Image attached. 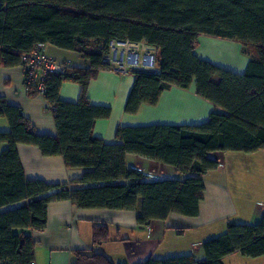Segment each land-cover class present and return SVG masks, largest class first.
I'll list each match as a JSON object with an SVG mask.
<instances>
[{"label": "trees", "instance_id": "1", "mask_svg": "<svg viewBox=\"0 0 264 264\" xmlns=\"http://www.w3.org/2000/svg\"><path fill=\"white\" fill-rule=\"evenodd\" d=\"M0 67L23 65L37 44L76 52L88 69L66 66L45 77L43 97L52 113L56 136H39L21 110L0 98V264L34 263L30 233L46 226L47 205L68 200L79 209L135 210L137 224L170 215L196 217L205 190L202 176L218 167L216 152L264 151V0H0ZM200 36L234 41L249 54L242 75L194 55ZM112 41L144 42L156 49L154 72L132 71L134 82L124 111L154 106L175 86L210 102L215 111L196 126L118 127L119 144L94 138L95 121L110 110L92 106L89 82L107 70L102 56ZM92 42V44H91ZM80 86L76 103L59 100L62 83ZM27 95L37 94L33 86ZM221 110L222 112L216 111ZM37 147L45 157H62L67 168L86 169L66 185L26 180L16 146ZM137 155L175 168L183 179L150 181L125 167ZM108 241V229H92V247ZM204 260L192 255L149 257L137 264H221L233 253L264 256V214L254 225L229 222L224 234L202 243ZM71 264H114L102 254L77 251Z\"/></svg>", "mask_w": 264, "mask_h": 264}, {"label": "crops", "instance_id": "2", "mask_svg": "<svg viewBox=\"0 0 264 264\" xmlns=\"http://www.w3.org/2000/svg\"><path fill=\"white\" fill-rule=\"evenodd\" d=\"M44 52L53 59L68 62L71 67L89 68L88 62L76 52L50 45L44 46ZM194 55L236 75L244 73L249 61V54L239 43L205 36L198 38ZM131 73L119 75L102 70L88 84L90 104L110 110L108 118L95 121L92 131L94 138L107 145L119 144L115 139L118 127L196 126L205 123L215 111L210 102L196 94L193 84L188 89L171 86L161 93L156 105L142 104L135 114H127L124 108L134 82ZM23 77L21 66L0 67V98L9 106L19 108L37 135L55 137L56 129L47 101L42 95L29 97ZM79 95L80 86L76 83L65 82L59 88L58 97L63 102L76 103ZM8 130L7 120L0 118V132ZM2 148L0 145V152ZM16 151L26 180L66 185L80 179L86 170L67 168L62 157H45L35 146L19 144ZM209 157L217 161L218 167L202 176L205 190L196 217L173 214L164 221L154 220L141 226L136 221L140 202L130 211L85 210L68 200L51 202L47 205L45 229L30 233L34 242V264H71L77 251L102 254L114 264H137L149 257L164 259L183 255L204 260L202 243L224 234L229 222L254 225L264 214V187L259 188L258 196H241L239 191L233 193L229 187L236 177V173H231L233 164L235 167L249 165L264 183V151L250 154L216 152ZM124 163L126 168L137 170L150 181L186 177L171 166L137 155H126ZM95 226L108 229V241L92 247ZM262 257L249 260L233 253L222 259L221 264H255L252 261Z\"/></svg>", "mask_w": 264, "mask_h": 264}, {"label": "built area", "instance_id": "3", "mask_svg": "<svg viewBox=\"0 0 264 264\" xmlns=\"http://www.w3.org/2000/svg\"><path fill=\"white\" fill-rule=\"evenodd\" d=\"M44 44L22 57L23 83L25 88L33 86L38 95H44L45 77L49 73L62 72L68 62L51 58L44 52ZM102 64L115 74L125 75L132 71L154 72L156 49L144 42L112 41L102 56ZM34 264V263H32Z\"/></svg>", "mask_w": 264, "mask_h": 264}, {"label": "rangeland", "instance_id": "4", "mask_svg": "<svg viewBox=\"0 0 264 264\" xmlns=\"http://www.w3.org/2000/svg\"><path fill=\"white\" fill-rule=\"evenodd\" d=\"M233 167L234 168L231 169V173H236V177L232 179V183L234 186L232 184H229V187H231V191H233V193L239 191V194L241 196H258L259 188L264 187V183L261 182L260 177L252 172V168H250L249 165L242 167L238 165L237 167H235V165L233 164ZM234 187L235 189H233ZM249 260L255 259L250 258ZM252 262H254L255 264H264V257L258 259V261Z\"/></svg>", "mask_w": 264, "mask_h": 264}]
</instances>
